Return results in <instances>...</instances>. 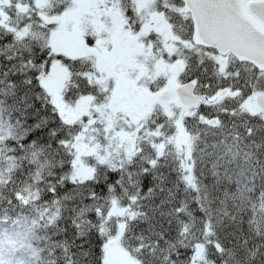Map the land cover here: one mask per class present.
I'll return each mask as SVG.
<instances>
[{"label":"snow or ice","instance_id":"obj_1","mask_svg":"<svg viewBox=\"0 0 264 264\" xmlns=\"http://www.w3.org/2000/svg\"><path fill=\"white\" fill-rule=\"evenodd\" d=\"M245 2L264 28V0ZM75 6L0 0V264H113L117 245L121 264H264V51L226 50L199 0H103L146 50V104L122 111L92 60L56 50ZM59 62L75 81L65 101L96 105L76 121L48 89Z\"/></svg>","mask_w":264,"mask_h":264},{"label":"rangeland","instance_id":"obj_2","mask_svg":"<svg viewBox=\"0 0 264 264\" xmlns=\"http://www.w3.org/2000/svg\"><path fill=\"white\" fill-rule=\"evenodd\" d=\"M74 3L76 6L70 10L63 29L55 37L56 50L72 60H92L94 67L104 74L102 79L97 78L98 82L108 88L111 78L110 106L122 111L140 112L144 108L140 103L146 95L137 87L136 80L141 72L147 71L142 58L146 51L144 42L139 36L121 30L116 13L111 10L106 12L100 7L103 0H74ZM92 35L97 40L93 47H89L85 37ZM47 83L67 120H79L90 108L96 107L92 104V98L87 96L80 97L74 103L69 98L65 101V93L73 83V77L69 67L62 62L54 65ZM125 251L119 245L111 250L113 264H121L126 259Z\"/></svg>","mask_w":264,"mask_h":264},{"label":"water","instance_id":"obj_3","mask_svg":"<svg viewBox=\"0 0 264 264\" xmlns=\"http://www.w3.org/2000/svg\"><path fill=\"white\" fill-rule=\"evenodd\" d=\"M199 4L194 15L226 50H240L246 54L264 51L252 37L248 25L258 32H264V28L251 16L253 13L248 10L245 0H199Z\"/></svg>","mask_w":264,"mask_h":264},{"label":"trees","instance_id":"obj_4","mask_svg":"<svg viewBox=\"0 0 264 264\" xmlns=\"http://www.w3.org/2000/svg\"><path fill=\"white\" fill-rule=\"evenodd\" d=\"M4 42L3 41H0V45H2ZM38 51V50H37ZM41 55H43V53H41ZM66 56V55H65ZM71 59V58H70ZM72 60V59H71ZM74 60H77V59H74ZM0 63H3L5 66H8L10 63L12 62H9V61H6L4 59V56L3 55H0ZM63 63V62H62ZM64 64V63H63ZM65 65V64H64ZM75 83L74 79H73V83H71L70 87ZM0 87H4V85H0ZM39 90V89H37ZM67 93V92H66ZM69 99H72L71 96L68 97ZM34 101V104H35V109H40V113L39 115H48L47 112H45L44 108H43V104H44V100L43 98H41L40 100H34L33 99H30L28 102L29 103H32ZM34 111V109H33ZM39 118V116L37 117ZM211 151V149H210ZM163 171H166V170H163ZM155 197L156 199L153 200V201H150V203L154 204V205H160V200L162 198L166 199V186H165V191L164 192H160V191H157L155 193ZM145 203H149V202H145ZM167 210V206H164L163 208H160L156 215H155V219L153 220V223L156 225V228L158 231H167L169 230V224L167 223V217L166 216H163L160 214L161 211H166ZM147 225H144V227H146ZM172 235H174V233H172Z\"/></svg>","mask_w":264,"mask_h":264},{"label":"flooded vegetation","instance_id":"obj_5","mask_svg":"<svg viewBox=\"0 0 264 264\" xmlns=\"http://www.w3.org/2000/svg\"><path fill=\"white\" fill-rule=\"evenodd\" d=\"M142 74H144V71L143 72H141ZM144 104V103H143Z\"/></svg>","mask_w":264,"mask_h":264}]
</instances>
